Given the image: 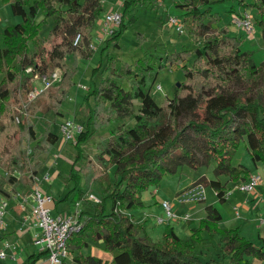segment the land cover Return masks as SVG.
I'll list each match as a JSON object with an SVG mask.
<instances>
[{"label": "trees", "instance_id": "obj_1", "mask_svg": "<svg viewBox=\"0 0 264 264\" xmlns=\"http://www.w3.org/2000/svg\"><path fill=\"white\" fill-rule=\"evenodd\" d=\"M219 1L223 0L175 3L184 11L188 35L204 39L196 47L166 54L147 52L123 65L110 57L106 65L100 63L93 69L92 83L78 110L87 117V126L76 146L92 139L109 123L115 127L108 137L100 135L99 152L86 156L79 149L73 160V201L83 202V226L70 239L72 256L63 264H253L247 257L264 260L263 246L243 236L239 227L220 225L222 214L214 204L206 206V216L191 228L190 237L179 236L168 225L159 241H154L127 212L143 208V193L160 186L164 176L176 173L183 165L200 170L216 163V177L203 174L195 184L211 186L219 201L226 202L231 189L217 176L239 181L251 174L246 165L233 163L244 140L254 163L264 165V59L257 63L253 54L243 49L244 33L232 34L227 25L213 31L222 16L212 11L211 4ZM236 1L255 10L254 22L264 40V0ZM3 2L11 5L14 15L22 17L0 33V176L14 191L18 183L29 180L28 172L40 167L41 162L35 159L50 153L60 139L50 125L38 135L33 118L51 111L57 116L63 114L62 104L79 71L78 62L92 58L97 51L94 29L105 7L103 0ZM142 3L152 8L159 1L125 0L121 25L107 43L115 41L119 46L118 39L137 20L134 9ZM46 24H51L49 33L42 35ZM173 66L182 68L185 79L160 103L151 90L159 71ZM28 67L33 72H27ZM56 70L61 71L60 80L18 111V122V109L13 104L22 106L36 85L35 75L50 78ZM96 75L101 76L99 81ZM127 118L134 122L126 124ZM22 141L28 142L25 153ZM95 182L100 186L101 202L86 197ZM2 187L0 183V193L8 196ZM217 236L218 253L205 261L199 245ZM92 241L103 242L113 258L108 261L83 253ZM43 255L33 253L21 264H35Z\"/></svg>", "mask_w": 264, "mask_h": 264}, {"label": "rangeland", "instance_id": "obj_2", "mask_svg": "<svg viewBox=\"0 0 264 264\" xmlns=\"http://www.w3.org/2000/svg\"><path fill=\"white\" fill-rule=\"evenodd\" d=\"M104 1V11L100 15L99 19L97 20L96 27L94 29V41L93 42L96 53L92 58L84 59L83 61L78 62L79 71L73 77V86L68 91L66 98L62 104L63 114L58 117L53 111L54 115L52 116L51 120H48L46 116H38L33 118L37 124L38 128V135H41L46 126H52L53 130L56 131L59 135L60 132V125L64 118H71L75 117L77 121H80L84 124L85 128L87 126V117L78 113L80 106L84 103V98L87 94V90L91 85V76L93 69L97 67L100 63L106 65L109 62L110 57L114 58L118 65H123L124 63H133L136 59L144 56L147 52H161L163 54L174 52L176 50H181L185 48H194L198 44L203 42L202 37H190L188 33H180L177 29V25L171 23L170 18L172 16H177L179 22L183 21V13L184 11L181 8H178L175 3L180 2L181 0H158L159 3L151 8V5L148 3L139 4L135 9L134 12L137 15V20L132 23L121 35L118 39L119 46L115 45V41H111L107 43V39L110 38L104 37L103 35V24L105 22V16L108 12L113 10H120L122 12V5L125 0H103ZM254 0H250L249 2H253ZM3 0H0V33L4 26L7 27L8 25L18 23L22 20V17L19 15H14L12 13L11 5H4ZM211 8L213 12H218L222 16L221 21L219 24L213 25V31L219 32L221 26H228L230 32L232 34H242L243 30L235 23V17H242L245 14V11H249L252 14V17L255 18V10L247 5H240L239 1L236 0H223L216 3L211 4ZM235 11H232L234 10ZM51 24H46L42 27V35H47L49 33ZM120 25H115V29L118 30ZM1 39V38H0ZM2 40V39H1ZM243 49L246 51H250L253 54L254 60L257 63L262 62L264 59V40L261 36L260 29L256 26L255 34L249 37L243 36ZM100 75H96L95 79L97 81L100 80ZM185 79V73L181 67L173 66L168 68H163L159 71L158 77L155 81V84L152 88V94L160 103H162L167 97H171L177 88V85L180 81ZM36 85L42 84V79H34L33 80ZM125 87H129L128 81L123 82ZM162 86V89L158 87ZM13 103V102H12ZM14 109L19 108V104H13ZM19 110H16L18 112ZM50 113V112H49ZM16 113V115H18ZM134 121L130 118L125 119L126 124H132ZM114 123H109L107 126L99 132V134L95 135L92 139L85 141L80 145L78 148L76 143L72 141L64 142L62 136H60L59 141L55 146V151L51 153V155H47V153L42 154L40 157L36 158L35 161L38 159H43L44 163L49 165L55 166L57 171V176L61 181L60 187H63V199H59L58 205L59 209L64 210L73 209L70 213L75 211L77 205L73 199L75 198V182L70 178V169L73 163V160L78 155L79 149H81L82 153L86 156H93L95 153L99 152V142L101 140L100 135L104 137L109 136V130L114 128ZM78 138V137H77ZM28 146L27 141L21 142V148L23 153L26 152ZM61 146V147H60ZM42 163V162H41ZM233 163L238 165L240 163L251 167L252 169H256L257 165L252 160L250 151L248 149L246 141H242L240 143L239 148L234 154ZM216 163H212L210 166H204L200 170L194 169L191 166H185L184 169L180 167L179 171L174 174H168L163 177L161 184L162 189H168L169 186L172 187V184L180 183L182 185L187 184L188 178L194 175L195 173L203 174L205 173L209 178H215V168ZM262 169L264 165L261 163ZM258 169V168H257ZM264 170V169H263ZM259 171V170H258ZM3 172V170H1ZM28 172L29 180L32 179L31 173ZM111 176L114 179V168L111 169ZM221 179H225V175H220ZM263 181H264V174H263ZM0 183L1 186L5 184H9L5 179H2L0 176ZM239 181H232L230 184V189L233 191L235 190L236 185ZM160 184V186H161ZM160 186H154L150 189L146 190L143 193V196L146 198H154L155 196L151 195V192L157 190ZM212 190H214L211 186ZM161 188V187H160ZM164 189V190H165ZM215 191V190H214ZM240 191V190H238ZM89 192H93L101 197L100 186L95 182L94 185L89 189ZM87 193V194H88ZM242 193V191H241ZM253 193V192H252ZM248 194V193H246ZM251 194V193H249ZM87 196V195H86ZM151 196V197H150ZM56 197V196H54ZM210 197V194H209ZM234 198V196L232 197ZM148 199V200H149ZM171 201V200H170ZM81 203L80 208L83 209V202ZM221 205V202L218 201ZM227 202V201H226ZM225 203V202H224ZM191 204H194L191 203ZM230 206L232 203H229ZM254 204V203H253ZM252 204V206H254ZM225 206V205H224ZM79 207V206H78ZM146 205L143 207L145 208ZM173 207V206H172ZM129 209L131 212L132 210L140 209ZM174 210V207H173ZM175 211V210H174ZM253 213L255 214V210L252 209ZM131 214V213H130ZM165 215V214H164ZM167 227V226H166ZM166 227H160L158 230L165 231ZM249 231V230H248ZM249 233V237H253V242L257 245L260 243V239L257 238L255 235V231L246 232ZM164 234V233H163ZM191 236V234H190ZM189 236V237H190ZM218 237V236H217ZM188 238V237H183ZM219 238V237H218ZM25 244V245H24ZM19 246L16 250L15 254L17 256L22 255L23 257L27 258L29 253L37 252V247L31 243H24ZM101 247H100V246ZM94 249H97V252H93L92 245L91 247H87L83 251L85 254H96L102 258L107 257V251L105 250L104 244L101 241H98L96 245H93ZM201 249V247H200ZM15 250H6L8 256L6 258H0V264H16L14 258H12V253ZM207 251L215 252L217 255L218 251L214 250V248L207 249ZM11 252V253H10ZM78 253L77 251L74 254ZM110 253V252H109ZM207 261V259H204ZM21 261V260H20ZM21 264V263H18ZM254 264H264V260L254 258Z\"/></svg>", "mask_w": 264, "mask_h": 264}, {"label": "crops", "instance_id": "obj_3", "mask_svg": "<svg viewBox=\"0 0 264 264\" xmlns=\"http://www.w3.org/2000/svg\"><path fill=\"white\" fill-rule=\"evenodd\" d=\"M4 5H9L5 4ZM3 5V6H4ZM113 10V9H112ZM235 10V8H234ZM12 11V10H11ZM13 13V12H12ZM2 31L5 29V26L1 28ZM95 43V41L93 40ZM54 115L53 112L46 114V118L51 120L52 116ZM60 117V116H58ZM51 129L53 130L52 126ZM54 131V130H53ZM56 132V131H54ZM61 147V146H60ZM55 151V147L48 153L47 155H51V153ZM38 161L42 162L40 167L37 171L34 172V175L38 177L35 181L33 178L30 180L22 181L18 183L13 191V187L11 184H5L2 188L8 196H6L10 200V209L7 215V222L8 226L7 229L4 231H0V250L5 247L6 242L11 243V247L8 248L9 250H15L12 253L14 256L16 250L19 248L20 245L24 243H31L33 244V235L35 233V228L29 223L24 220L26 214L30 212L31 205L33 200L30 196L33 188L35 185H40L41 189L45 190L46 192L56 196L55 204L53 212L55 214L59 213H70L73 209H67L62 212L63 209H59L58 201L61 198L63 199V187L61 188V181L57 176V171L55 166L49 165L43 162V159H38ZM247 166V165H246ZM261 165H257L256 169H252L251 167L247 166L250 169V173L254 172H261L262 175L264 174V168L260 167ZM184 169L185 166H180ZM180 167L178 168L177 172L179 171ZM205 174V173H203ZM203 174L198 175V173L194 172L193 176H190L187 180V184L182 185L180 183L172 184L173 186L168 189H162L159 187L157 190L151 192V195L155 196L152 198H146L143 196L144 204L146 205L145 208L138 210H127L128 213H131L134 218V222L138 224H142L144 227L145 232L150 235V237L154 241H159L163 237V231L158 230V228L166 226H172L176 233L181 237H189L191 234V228L198 226L199 222L203 217L206 216V206L208 204H214L222 214V220L220 221V225L222 227H239L243 236L247 237L251 241L253 237H249V231H255L256 237L255 239L259 238L260 243L258 246L264 247V181L262 180L261 184L256 188V190L251 194H246L245 192L238 191V190H231L228 196L227 202L220 203L218 202V196L214 190L210 187H205V201L194 202V204L189 203H179L177 201L178 195L184 191L185 189L195 185L196 181L199 177ZM49 175L50 179H46L45 177ZM250 175V174H249ZM222 182L227 184V187H230L232 181H228L226 177L224 180L221 179V176H217ZM249 178V176H248ZM247 178V179H248ZM246 179V180H247ZM245 180H239V182H243ZM210 194V197H209ZM26 196V197H25ZM234 196V198H232ZM4 197L0 193V203L1 199ZM151 197V196H150ZM26 199V200H25ZM149 199V200H148ZM164 200H171L172 206L177 214H184L189 213L191 215V220L185 221L183 219H171L166 220L163 223L158 222L159 216H165V210L163 208L162 202ZM229 203H232L230 206ZM254 203V204H253ZM252 204L254 206H252ZM225 205V206H224ZM252 209L255 210V214L253 213ZM191 221H193L191 223ZM249 230V231H248ZM206 236V234H204ZM254 241V240H253ZM252 241V242H253ZM97 242H91L89 248L92 245H96ZM25 245V244H24ZM34 245V244H33ZM100 246V245H99ZM101 247V246H100ZM201 247V249H200ZM214 248V250L218 251L219 246V239L215 237L212 240H207L204 244L199 245V250L202 251V256L204 259H209L211 257H215V252L207 251V249ZM87 249V248H85ZM83 249V251L85 250ZM38 252V251H37ZM93 252H97V249H94ZM11 253V252H10ZM36 253L31 252L29 253L28 257L25 258L22 255L17 256L14 258L15 263H24L28 261L31 254ZM39 253V252H38ZM114 254L107 252V257L105 260H111ZM13 258V257H12ZM253 264L254 258L247 257ZM104 259V258H103ZM21 260V261H20ZM45 258L42 256L36 262V264H44ZM33 264V263H29Z\"/></svg>", "mask_w": 264, "mask_h": 264}, {"label": "built area", "instance_id": "obj_4", "mask_svg": "<svg viewBox=\"0 0 264 264\" xmlns=\"http://www.w3.org/2000/svg\"><path fill=\"white\" fill-rule=\"evenodd\" d=\"M105 22L103 24L104 37L111 36L115 32V25H121L123 15L120 10H111L105 16ZM172 24L177 25V29L180 33H186L185 24L183 21L178 20L177 16L170 18ZM235 23L243 30L245 37L255 34L256 25L254 18L249 11H245L244 16L235 17ZM80 35L76 38V43L79 41ZM94 46V44H93ZM95 47V46H94ZM27 72H33L32 67L27 68ZM61 77V71L56 70L50 78L46 76L41 77L35 75L34 79H42L41 85H35L34 89L28 93L27 99L21 103L18 110L22 112L28 105V102L34 100L37 95L48 86L59 81ZM159 89L162 86L159 85ZM16 120L19 122L20 117L17 115ZM85 130V126L80 121H77L75 117L64 118L60 125V132L64 142L72 141L75 143L77 137ZM18 174V172H17ZM32 178L36 181L38 177L31 173ZM261 172H254L249 175V178L243 182H239L235 190H240L245 193H252L261 184L263 177ZM46 179H50L47 175ZM231 191V190H230ZM230 194V192H229ZM33 203L30 208V212L25 215L24 220L29 222L34 228L35 233L33 235V244L37 247L38 252L44 253V264H63V262L69 259L71 254L70 239L78 232L83 224L80 220L81 208L80 202H77L76 209L72 213H59L53 212L55 198L54 195L41 189L40 185H35L30 194ZM26 197V196H25ZM89 200L94 202H101V197L93 192H89L86 196ZM205 199V186L201 184H195L184 191H182L177 201L179 203L200 202ZM26 200V199H25ZM165 210V216H159L158 222L163 223L166 220L174 218L183 219L185 221L191 220L189 213L177 214L172 207V203L169 200L162 202ZM79 206V207H78ZM10 209V200L7 197H2L0 203V231L7 229V215ZM5 247L0 250V258H6L8 254L6 250L11 247L10 242H6ZM16 255L14 254L13 258ZM36 264V263H35Z\"/></svg>", "mask_w": 264, "mask_h": 264}]
</instances>
